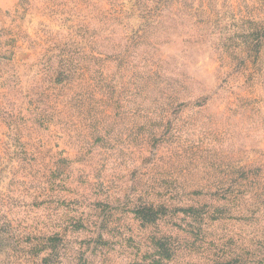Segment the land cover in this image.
Here are the masks:
<instances>
[{
	"label": "rangeland",
	"instance_id": "rangeland-1",
	"mask_svg": "<svg viewBox=\"0 0 264 264\" xmlns=\"http://www.w3.org/2000/svg\"><path fill=\"white\" fill-rule=\"evenodd\" d=\"M0 264H264V0H0Z\"/></svg>",
	"mask_w": 264,
	"mask_h": 264
}]
</instances>
